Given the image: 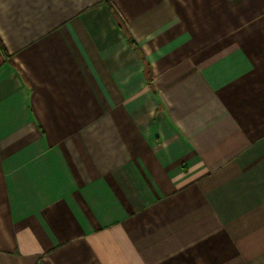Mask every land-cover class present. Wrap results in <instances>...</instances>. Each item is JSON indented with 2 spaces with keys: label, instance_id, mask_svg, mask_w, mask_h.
<instances>
[{
  "label": "crops",
  "instance_id": "crops-1",
  "mask_svg": "<svg viewBox=\"0 0 264 264\" xmlns=\"http://www.w3.org/2000/svg\"><path fill=\"white\" fill-rule=\"evenodd\" d=\"M0 264H264V0H0Z\"/></svg>",
  "mask_w": 264,
  "mask_h": 264
},
{
  "label": "trees",
  "instance_id": "trees-1",
  "mask_svg": "<svg viewBox=\"0 0 264 264\" xmlns=\"http://www.w3.org/2000/svg\"><path fill=\"white\" fill-rule=\"evenodd\" d=\"M129 41L132 45H135V41H133V39L131 37H129Z\"/></svg>",
  "mask_w": 264,
  "mask_h": 264
}]
</instances>
